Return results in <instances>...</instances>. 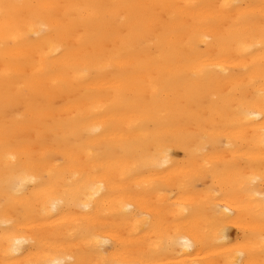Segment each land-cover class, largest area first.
Wrapping results in <instances>:
<instances>
[{"label": "bare ground", "instance_id": "obj_1", "mask_svg": "<svg viewBox=\"0 0 264 264\" xmlns=\"http://www.w3.org/2000/svg\"><path fill=\"white\" fill-rule=\"evenodd\" d=\"M2 3L0 264H264V190L241 186L264 170V120L238 112L261 109V0ZM5 220L35 243L8 251ZM177 231L189 245L157 252Z\"/></svg>", "mask_w": 264, "mask_h": 264}, {"label": "snow or ice", "instance_id": "obj_2", "mask_svg": "<svg viewBox=\"0 0 264 264\" xmlns=\"http://www.w3.org/2000/svg\"><path fill=\"white\" fill-rule=\"evenodd\" d=\"M18 7L17 5L8 4V3H2L0 4V9L3 10L5 15L8 14L10 9ZM223 7H232V5L225 4ZM259 7V12L261 16H264V0H261ZM261 42L264 43V28L261 29ZM261 105L259 116L257 117L256 112L253 110L250 106H244L242 105L240 109H238V112L240 116H242L245 120L253 121V122H259L261 120H264V88H261L258 93L257 101ZM260 142L261 144H264V128L260 130ZM14 159V157H13ZM31 179L30 177H23L20 178L18 181V184L16 186V191L18 193H22L24 190V185ZM242 187H245L248 191L255 194V185L257 182L260 183L261 190H264V170H262L259 175L253 174L247 177H242ZM102 187V185L100 186ZM92 196L88 197V200H92L96 196V189L93 188L92 190ZM62 200H52L50 202V210L55 211L57 209V206L62 204ZM83 207L85 209L90 207L89 203H84ZM254 208L258 210V214L261 216L262 220H264V196H261L259 202L254 205ZM145 219H148L145 217ZM5 225H7L6 228V234L9 236V243L10 247L8 251L12 253H18L20 251V246L28 243H35V241L24 239V238H17L15 235L12 234V230L15 227V223L12 220H5L3 221ZM113 240H110L106 237H100V236H93L92 243H94V246L97 250H102L104 245H107L109 243H113ZM189 240L184 238L178 231L173 234H169L166 236H162L159 240L155 242V248L157 252H165V251H171L175 249L176 247H187L189 245ZM260 250L261 254L264 255V237L261 238V244H260ZM43 264H76V262L73 260L72 256H64L62 254H53L49 255L44 261ZM104 264H109V262L105 261ZM111 264H120L118 261H113ZM126 264H157V262L151 258H140V259H132L130 261H127ZM230 264H252L251 261V253H245L244 251H237L234 254V257L230 260Z\"/></svg>", "mask_w": 264, "mask_h": 264}, {"label": "rangeland", "instance_id": "obj_3", "mask_svg": "<svg viewBox=\"0 0 264 264\" xmlns=\"http://www.w3.org/2000/svg\"><path fill=\"white\" fill-rule=\"evenodd\" d=\"M230 234H231V236H233L234 232H233V231H231V232H230Z\"/></svg>", "mask_w": 264, "mask_h": 264}]
</instances>
